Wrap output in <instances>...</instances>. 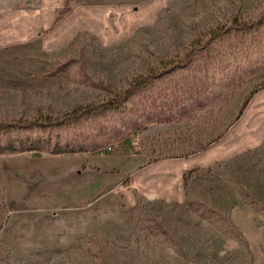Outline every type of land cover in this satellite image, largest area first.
Returning a JSON list of instances; mask_svg holds the SVG:
<instances>
[{"label": "rangeland", "instance_id": "obj_1", "mask_svg": "<svg viewBox=\"0 0 264 264\" xmlns=\"http://www.w3.org/2000/svg\"><path fill=\"white\" fill-rule=\"evenodd\" d=\"M126 1L40 2V81L0 91V147L43 151L0 153V264H254L235 217L264 211V0ZM35 164L50 179L15 204ZM80 170L74 205L39 201Z\"/></svg>", "mask_w": 264, "mask_h": 264}, {"label": "crops", "instance_id": "obj_2", "mask_svg": "<svg viewBox=\"0 0 264 264\" xmlns=\"http://www.w3.org/2000/svg\"><path fill=\"white\" fill-rule=\"evenodd\" d=\"M88 3H104L119 4L122 0H81ZM140 0H127L126 2H137ZM29 3L28 5L23 4ZM41 0H0V91L2 90H16L24 87H33L40 81L39 74V60H37V72H35L34 51L39 49L40 37L39 34L42 28L41 21ZM51 6V5H50ZM55 11V10H54ZM54 13V12H53ZM80 168L79 161H66L56 169L57 172H73ZM10 170V171H9ZM9 172L16 174V172L9 168ZM13 170V171H11ZM26 173V174H25ZM50 174L46 170L37 166L30 167L21 174L20 169L15 176L17 186L19 184L25 186L21 192L13 196V202L22 201L23 194L30 193L34 187H40L46 183L50 178ZM11 177V176H10ZM77 181L73 182L75 185L74 193L70 197L66 194L65 183L58 181L60 187L51 191L46 187L38 189L37 195L39 201H58L57 211L62 212L66 209V202L70 201L74 205L78 201V194L82 189V176L77 173ZM11 183V182H10ZM86 189L88 187L87 175L84 178ZM22 187V186H21ZM32 189V190H31ZM35 194L34 192H32ZM81 193V192H80ZM41 194V195H40ZM70 197V198H69ZM27 198V197H26ZM76 199V200H75ZM41 202L37 203L36 210L41 208ZM68 203V202H67ZM72 204L70 206H72ZM73 209V207H68ZM78 209V207H75ZM239 214V213H238ZM241 214L236 215L235 219L240 228L244 232V237L250 243L253 254L254 264H264V211L255 212L252 210H244V225L241 223ZM262 257V259L260 258Z\"/></svg>", "mask_w": 264, "mask_h": 264}, {"label": "trees", "instance_id": "obj_3", "mask_svg": "<svg viewBox=\"0 0 264 264\" xmlns=\"http://www.w3.org/2000/svg\"><path fill=\"white\" fill-rule=\"evenodd\" d=\"M59 72H60V70L58 68V69L53 70L52 74H57ZM142 89H143V87H142ZM142 89H139V87H137L135 90H136V92H138L139 90H142ZM135 94L130 93V94H127L124 96L117 97L114 100H111L110 102H108V103L100 106L98 109H96L99 111L96 114L107 113L110 111H119L124 106L126 101L130 97H133ZM80 113L81 114L83 113L89 117H93L96 115L94 109H88V108L86 110L84 109V110L80 111ZM76 114H77V112H75L73 114H68V115L64 116V118L57 120L56 121L57 125H61L64 120H67L69 122L71 121L73 123L74 122L77 123L78 116ZM100 147L101 146L97 143H90V144H87L85 146H79V147L70 146V145H66V146L62 147V146H59L57 144V145H55V148H53V152L57 153V154H60V153H64V154H66V153H83V152H88V151H95ZM30 150H35L37 153H43L42 148L33 147V146H25L24 142H18L17 144H15L14 142L9 141L6 146L0 147V153H9V154L23 153V152H27Z\"/></svg>", "mask_w": 264, "mask_h": 264}]
</instances>
